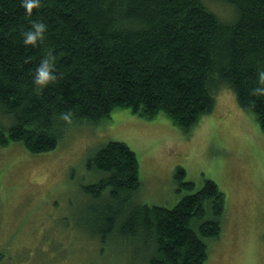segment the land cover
I'll return each instance as SVG.
<instances>
[{
  "label": "trees",
  "instance_id": "obj_1",
  "mask_svg": "<svg viewBox=\"0 0 264 264\" xmlns=\"http://www.w3.org/2000/svg\"><path fill=\"white\" fill-rule=\"evenodd\" d=\"M217 1L232 7L230 19L204 0H42L31 17L20 0H0V145L49 151L68 124H100L115 107L162 111L188 134L224 86L264 133V0ZM32 18L48 25L35 46L21 34ZM49 47L57 79L37 91L32 77ZM86 167L96 174L82 188L86 207L77 223L62 216L64 229L88 234L99 252L133 246L145 264H203L224 209L212 179L166 207L137 199L138 160L126 143L107 141ZM184 175L177 166L175 181L191 188Z\"/></svg>",
  "mask_w": 264,
  "mask_h": 264
},
{
  "label": "rangeland",
  "instance_id": "obj_2",
  "mask_svg": "<svg viewBox=\"0 0 264 264\" xmlns=\"http://www.w3.org/2000/svg\"><path fill=\"white\" fill-rule=\"evenodd\" d=\"M204 1L220 18L233 16L231 6ZM109 140L126 143L137 156L139 201L172 207L206 179L217 184L224 194L221 229L206 239L203 264H264V133L226 86L188 134L162 111L148 118L115 107L100 124H68L49 151L0 145V264H145L144 252L133 246L127 254L111 245L99 252L97 240L63 228L62 216L77 223L86 207L82 188L96 177L87 158ZM177 166L191 188L175 181Z\"/></svg>",
  "mask_w": 264,
  "mask_h": 264
},
{
  "label": "clouds",
  "instance_id": "obj_3",
  "mask_svg": "<svg viewBox=\"0 0 264 264\" xmlns=\"http://www.w3.org/2000/svg\"><path fill=\"white\" fill-rule=\"evenodd\" d=\"M21 5L25 8V14L28 17L32 16V9L34 7L39 8L42 4V0H20ZM30 28L22 31L23 43L25 45L31 44L35 46L38 42H43L48 25L45 20L40 18H32L29 20ZM57 56L53 49L49 47L44 56L41 58L39 64L34 70L32 77L33 82L37 87V91L42 90L49 82L57 79L56 68ZM264 91V89H260Z\"/></svg>",
  "mask_w": 264,
  "mask_h": 264
},
{
  "label": "bare ground",
  "instance_id": "obj_4",
  "mask_svg": "<svg viewBox=\"0 0 264 264\" xmlns=\"http://www.w3.org/2000/svg\"><path fill=\"white\" fill-rule=\"evenodd\" d=\"M256 120V119H255Z\"/></svg>",
  "mask_w": 264,
  "mask_h": 264
}]
</instances>
